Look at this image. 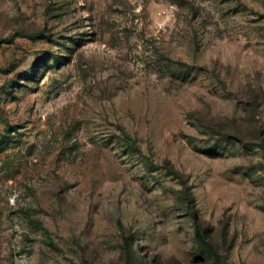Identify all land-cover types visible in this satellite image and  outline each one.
Instances as JSON below:
<instances>
[{
	"label": "rangeland",
	"instance_id": "1",
	"mask_svg": "<svg viewBox=\"0 0 264 264\" xmlns=\"http://www.w3.org/2000/svg\"><path fill=\"white\" fill-rule=\"evenodd\" d=\"M0 264H264V0H0Z\"/></svg>",
	"mask_w": 264,
	"mask_h": 264
},
{
	"label": "trees",
	"instance_id": "2",
	"mask_svg": "<svg viewBox=\"0 0 264 264\" xmlns=\"http://www.w3.org/2000/svg\"><path fill=\"white\" fill-rule=\"evenodd\" d=\"M240 140V139H239ZM196 232H197V236L203 241L205 242V234L204 232H202L200 226H197V229H196Z\"/></svg>",
	"mask_w": 264,
	"mask_h": 264
}]
</instances>
